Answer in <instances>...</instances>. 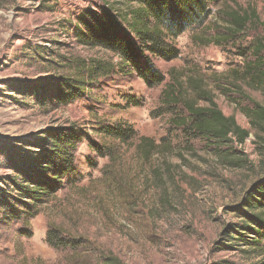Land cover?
Wrapping results in <instances>:
<instances>
[{
    "label": "rangeland",
    "instance_id": "374dc122",
    "mask_svg": "<svg viewBox=\"0 0 264 264\" xmlns=\"http://www.w3.org/2000/svg\"><path fill=\"white\" fill-rule=\"evenodd\" d=\"M123 7L111 0H0V264H264V242H229L239 235L259 241L264 233L250 222L258 212L246 208L264 184V131L247 117L264 109V86L244 76L264 41V0H216L200 25L166 41L176 58L145 53L164 78L153 86L77 38L81 19L105 10L118 19ZM69 61L117 70L64 104ZM192 81L248 132L243 143L232 137L215 148L172 126L183 113L162 105L161 93L176 82L190 89ZM117 129L127 140L108 135ZM142 137L157 146L147 159L138 150ZM57 139L70 141L66 173L50 153ZM31 184L49 194L39 202L19 197Z\"/></svg>",
    "mask_w": 264,
    "mask_h": 264
},
{
    "label": "trees",
    "instance_id": "16d2710c",
    "mask_svg": "<svg viewBox=\"0 0 264 264\" xmlns=\"http://www.w3.org/2000/svg\"><path fill=\"white\" fill-rule=\"evenodd\" d=\"M216 0H111V3L124 5L123 13L118 15V19L110 16L115 11L113 6L103 11L102 16L91 14L89 20L81 19L84 29H77L76 35L79 41L91 47H100L126 63L125 68L135 71L137 75L148 85L153 86L164 81L159 71L144 54L152 58L172 60L177 57L176 50L168 47L167 40L180 35L186 28L200 25L209 14V5ZM109 6V5H108ZM118 10V9H117ZM117 12V11H116ZM233 15V14H231ZM232 21H238L235 17ZM92 18V19H91ZM123 20L127 26V32L120 28L117 20ZM249 21L244 19L243 24ZM245 26V25H244ZM241 27V26H240ZM243 27V26H242ZM255 57L264 54V41H258L253 52ZM248 62L244 66V76H249L256 85L264 86V60L259 57ZM68 75L61 79L62 89L61 101L70 104L84 96L93 79L105 77L115 72L111 63H97L95 61H69L67 63ZM190 89H183L181 83L176 82L167 85L161 93V104L168 110L180 111L181 116H174L170 123L174 128H182L192 134L194 138L211 142L213 146L222 147L231 142V139L238 143H243L248 137V132L241 129L232 117H225L216 107L211 94L198 85L195 81L191 83ZM204 104L201 105L200 103ZM249 123L252 127H259L264 131V109L255 107L247 113ZM117 133H114V132ZM111 131L109 136L116 134V138L125 141L126 131L117 129ZM129 136L137 139L132 131ZM66 144L68 140L57 139L51 142V155L55 157L68 172L71 167V155H68ZM157 149L156 144L142 137L139 139L138 150L147 159ZM264 155L263 151L260 153ZM61 173V174H63ZM32 185V186H31ZM21 186L19 197L28 198L33 202L41 201L42 197L49 194V189L39 187L37 184ZM253 195L256 197H253ZM246 208L250 212H258L250 221L257 227L264 229V184L253 190L249 195ZM263 234V235H262ZM259 235V241L248 239L245 235H239L241 240L231 238L229 242L241 241L252 248H259L264 242V233ZM258 237V238H259ZM227 246H236L235 244ZM259 250V249H257ZM106 264H121L117 259H108Z\"/></svg>",
    "mask_w": 264,
    "mask_h": 264
}]
</instances>
